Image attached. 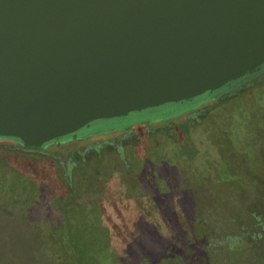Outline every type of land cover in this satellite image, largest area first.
Listing matches in <instances>:
<instances>
[{
  "label": "water",
  "instance_id": "obj_1",
  "mask_svg": "<svg viewBox=\"0 0 264 264\" xmlns=\"http://www.w3.org/2000/svg\"><path fill=\"white\" fill-rule=\"evenodd\" d=\"M263 67L264 0H0V138L38 151Z\"/></svg>",
  "mask_w": 264,
  "mask_h": 264
},
{
  "label": "rangeland",
  "instance_id": "obj_2",
  "mask_svg": "<svg viewBox=\"0 0 264 264\" xmlns=\"http://www.w3.org/2000/svg\"><path fill=\"white\" fill-rule=\"evenodd\" d=\"M220 97L222 104L212 109L210 120L192 129L181 143L184 150H191L184 151L191 159L179 161L174 150L160 161L148 155L143 168L135 158L126 167L115 148L105 152L94 148L98 141H112L116 132L33 152L6 153L5 146L13 143L0 140V181L12 186L15 194L14 201L8 202L10 197L5 201L9 188L0 185V264H108L106 236L99 232V222L107 221L110 211L116 216L128 213V207L134 208L135 218L150 217L154 222L150 226L157 223L158 230H162L160 219L174 221V212L181 209L197 232L200 260L191 264H264V76ZM158 137L165 144L172 141V136ZM76 163L80 170L72 168ZM65 174L72 183V199ZM159 180L169 198L160 197L164 194L155 187ZM149 185L160 196L148 194ZM155 204L162 208L155 209ZM23 212L31 224L24 221ZM98 214L104 218L98 219ZM109 218L116 225L111 234L127 233L131 243L147 228L131 224L125 232ZM140 238L139 243H144V235ZM164 253L153 263L145 261L142 253L117 254L118 260L111 263L189 264L193 256L190 251L182 259L170 249Z\"/></svg>",
  "mask_w": 264,
  "mask_h": 264
},
{
  "label": "trees",
  "instance_id": "obj_3",
  "mask_svg": "<svg viewBox=\"0 0 264 264\" xmlns=\"http://www.w3.org/2000/svg\"><path fill=\"white\" fill-rule=\"evenodd\" d=\"M264 76V67L263 71L258 74L257 76L250 78L248 80L254 81L258 80L260 77ZM247 80L242 81L236 87L241 86L242 83H245ZM232 88H222L219 91L210 93V94H204L199 97H195L190 101H184L179 103H170L165 104L162 106H159L157 108L147 109L144 111H141L139 113H130L126 117L122 118H115L110 120H100L92 122L88 127H84L81 130H79L75 134L74 140L79 139H87L89 137L93 136H100L105 135L108 133L116 132L118 135L112 140V141H105L101 142L98 141L97 144H94L95 150L100 148L103 152L106 151L108 148H115L121 158V163L125 164L126 167L130 166L132 163V159L135 158V161H138L139 167L143 168L144 160L148 158V155L152 157L154 160L160 161V159L167 155L173 153L175 150L177 153V158L180 161V157H184L186 159H191L189 157L188 152L191 151L189 149H185L181 145V143L185 140V138L189 135V132L199 126L200 124H203L206 120H210L211 111L214 107L219 106L222 104V99L224 97H220L221 93H224L226 91L231 90ZM228 95V94H226ZM179 120L180 123L178 122ZM151 124H155L157 126L156 128L154 126H151ZM158 135H167L172 136V141L165 144L163 141L159 140V137H157L153 140H149V137H153ZM0 140H9L13 143V146L8 145L5 146V151L8 152H33V150H26L22 148V146L13 139H3L0 138ZM71 136L65 137L59 140V145L62 143H67L70 141H74ZM50 145H57V142H51L46 144L44 147L50 146ZM43 147V148H44ZM169 147V148H167ZM42 149V148H41ZM192 149V148H191ZM134 150L137 151V153L134 152ZM193 150V149H192ZM161 151V152H160ZM96 152V151H94ZM126 154L128 156V159H126ZM151 154V155H150ZM132 156V157H131ZM71 161L76 162V157L71 156ZM143 163V164H142ZM73 169L80 170V166L76 163L75 165H72ZM136 167V168H139ZM153 169V168H152ZM129 170V169H128ZM77 171V170H76ZM129 172H132L129 170ZM153 172V171H152ZM133 173V172H132ZM64 175L65 182H68L71 186L70 189V197L73 198L74 192L72 188V183H70V178ZM78 175H80V178H83L84 174L78 171ZM150 177V176H149ZM151 179L153 178V174H151ZM95 179L100 180L98 176H95ZM97 180V181H98ZM155 180V178H153ZM152 180V181H153ZM31 183H33L31 181ZM96 183V182H95ZM154 184V183H153ZM156 184V183H155ZM154 184V185H155ZM0 185H5L9 188L8 193H6L5 201H8L7 198L10 197V202L14 201L15 194L12 190V186H8V184L5 181H0ZM155 187H159L160 190L159 194H164L163 196L158 195L157 191L153 190L152 185H149L148 187V194L153 193L154 195H158L161 198H169L167 188L165 189L164 183L159 180L157 181V184ZM94 196L97 194L94 192ZM158 197L154 198L155 203L158 201ZM98 201L96 205L98 207V211L100 212L101 209V203L99 202V198H97ZM162 202V201H161ZM107 203V202H106ZM107 205V204H106ZM19 208V207H18ZM162 208L161 206H157L155 204V209ZM19 211H21V208H19ZM127 211L128 213L124 212V214L119 213L118 216L111 214V211L109 213L110 216H105L107 221H104V223L99 222V232L105 233V241H106V251L109 255L110 259H107L108 264H112L111 260H118L117 254L123 255L129 254V253H135V254H143L145 256V261L151 262L155 261V259L158 258H164L165 251L170 249V251H176L177 255L181 258L182 255L190 251L192 253V257H190L187 262L191 264V262L199 261L200 259H197V251L196 248L198 246V241L196 240V229L195 227H191L189 225L190 222L181 214V209L175 211V218L174 221L170 220L169 218L160 219V221L163 223L160 224L162 230L157 229V223H155V227L152 228L150 225H152L153 220L150 221V217L146 218L144 216L137 215L135 218V213L132 214V211H135L134 208L128 207ZM164 211V210H163ZM26 212H23V215ZM101 218H104V214H98ZM111 217L113 220L118 222V226L122 228L125 232L126 230L131 227V224L136 225L137 227L144 228L143 226L146 225L147 228L143 229V232L139 234L138 237L132 240L127 233L123 236H116L111 234V229L115 228L116 225L112 223ZM23 219L26 223L31 224V222L23 216ZM105 220V219H104ZM164 220V221H163ZM101 221V220H100ZM152 222V223H151ZM176 224L174 227L171 225ZM35 225V224H34ZM31 225V226H34ZM177 230L175 233L173 232ZM161 233H160V232ZM74 232H78L77 229H75ZM162 234V235H159ZM174 234V239L171 237ZM144 235L145 241L144 243H139L140 237ZM122 237V238H121ZM176 241V242H175ZM180 245L177 247V245ZM116 247V248H114ZM137 251V252H136ZM77 253L80 255V253L77 251ZM112 254V256L110 255ZM182 259V258H181ZM59 263H62L63 260L61 258L58 259ZM105 262V260H104ZM107 263V262H106ZM138 264H141L138 260Z\"/></svg>",
  "mask_w": 264,
  "mask_h": 264
},
{
  "label": "flooded vegetation",
  "instance_id": "obj_4",
  "mask_svg": "<svg viewBox=\"0 0 264 264\" xmlns=\"http://www.w3.org/2000/svg\"><path fill=\"white\" fill-rule=\"evenodd\" d=\"M244 81V80H243ZM235 84V85H234ZM239 83L238 82H235V83H232L231 85H230V87H228V88H234L236 85H238ZM74 140V139H73Z\"/></svg>",
  "mask_w": 264,
  "mask_h": 264
}]
</instances>
